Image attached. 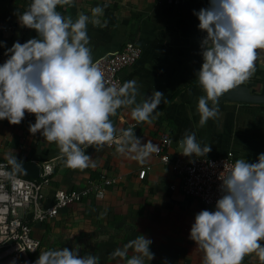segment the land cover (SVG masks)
Masks as SVG:
<instances>
[{
  "label": "crops",
  "instance_id": "0c3cea01",
  "mask_svg": "<svg viewBox=\"0 0 264 264\" xmlns=\"http://www.w3.org/2000/svg\"><path fill=\"white\" fill-rule=\"evenodd\" d=\"M208 2L70 0L58 4L57 10L75 20L79 12L91 17L93 7L104 8L98 17L103 26L87 24L93 62L122 50L128 42L141 47L139 60L121 71L122 81H137V102L143 95L150 96L153 90H158L167 103L162 101L158 105L159 113L151 123L132 118L134 105L121 106L109 117L117 129L131 127L142 143L151 140L157 145L161 133L167 131L172 140L171 154L186 160L195 156L181 154L178 141L186 131H194L202 145L210 144L211 151L204 157L222 156L232 151L239 159L255 162L258 154L264 153V105L219 102V115L204 126H198L197 99L204 92L196 80V72L203 62L200 42L206 32L198 28L199 20L193 10L207 7ZM29 3L30 0H0V41L5 42L0 46V63L7 58L5 48L11 47L14 41L23 43L36 36L35 30L20 26L17 20L16 12L22 13ZM257 50L264 54V49ZM259 64L256 63L247 80L257 79L264 83V70ZM34 122L35 117L23 118L19 124L0 120V159L6 160V154H14L18 161L51 162L54 172L47 189L49 195L54 189L83 188L99 174L122 178L109 189L104 199L69 206L55 219L36 226L34 234L41 239L45 250L52 249L44 243L47 236L55 235L58 226H69L60 230L76 237L79 249L94 241V247L101 251L98 257L108 256V264H125L124 259H112L110 253L139 234L152 241L150 251L154 257L151 261L145 258V264H201L203 252L189 239V232L195 214L206 208L179 190L180 180L170 165L162 164L154 152L145 163H139L117 153L113 144L98 150L89 146L85 150L93 158L95 167L68 168L58 158L59 149L54 142L45 141L39 131L29 132V124ZM146 166L151 169L141 180L139 171ZM75 229L78 233H73ZM260 243L264 245V241ZM132 254L129 249L128 258ZM239 264H264V260L258 250H253L244 253Z\"/></svg>",
  "mask_w": 264,
  "mask_h": 264
},
{
  "label": "clouds",
  "instance_id": "9594fccd",
  "mask_svg": "<svg viewBox=\"0 0 264 264\" xmlns=\"http://www.w3.org/2000/svg\"><path fill=\"white\" fill-rule=\"evenodd\" d=\"M69 2L30 0L22 13L16 12L19 25L35 30L36 36L5 48L7 58L0 63V120L19 124L25 112L35 114L29 132L39 131L45 141L54 142L58 158L68 168L95 167L85 150L113 144L117 153L145 163L158 145L151 140L142 143L131 127L117 129L109 117L121 106L134 105L132 118L151 123L158 105L167 103L164 94L153 90L137 102L136 80L107 84L92 60L87 35L89 22L103 26L98 17L104 8L97 5L91 17L79 12L73 20L57 10L58 4ZM193 14L198 28L206 32L200 42L203 62L196 72L204 92L196 105L202 127L219 115V98L247 80L257 62L264 64V54L256 51L264 49V0H209L207 7L194 9ZM4 43L0 41V46ZM178 145L185 156L203 157L211 151L194 131H186ZM5 159L12 173L21 169L16 155L6 154ZM12 173L0 163V175ZM218 178L220 195L214 208L196 213L189 232V239L203 252L201 264H239L243 254L253 250L264 260L260 243L264 241V153L255 162L235 160L227 176ZM151 243L139 234L110 257L124 259L125 264H145V258L154 257ZM79 247L41 250L33 264H98L95 255L79 256Z\"/></svg>",
  "mask_w": 264,
  "mask_h": 264
},
{
  "label": "built area",
  "instance_id": "2783aa9c",
  "mask_svg": "<svg viewBox=\"0 0 264 264\" xmlns=\"http://www.w3.org/2000/svg\"><path fill=\"white\" fill-rule=\"evenodd\" d=\"M141 54L139 45L128 42L122 50L100 57L94 62L103 72L107 84L119 86L123 83V68L134 65ZM33 117L35 114L25 112L24 118ZM171 146L169 132H162L158 150L154 155L162 164L171 166L180 180L179 190L183 194L212 210L220 195L219 175L227 176L235 160L239 158L229 151L222 156L186 160L172 155ZM0 163L12 173L6 160L0 159ZM37 164L40 166L37 179L21 177L17 171L10 176L0 175V264H9L12 260L16 264H33L40 251L45 250L41 239L34 234L36 226L55 219L61 210L69 206L86 200L104 199L109 189L122 180L121 176L99 174L91 178L83 188L54 189L49 195L47 189L52 180L54 166L51 162ZM150 169V166L142 168L138 177L143 180Z\"/></svg>",
  "mask_w": 264,
  "mask_h": 264
},
{
  "label": "water",
  "instance_id": "95a60500",
  "mask_svg": "<svg viewBox=\"0 0 264 264\" xmlns=\"http://www.w3.org/2000/svg\"><path fill=\"white\" fill-rule=\"evenodd\" d=\"M259 68L264 70V65L259 64ZM219 102H229L236 104L264 105V83L256 80H245L242 84L236 86L223 94ZM21 169L17 173L21 177L37 179L40 175V166L32 161H19Z\"/></svg>",
  "mask_w": 264,
  "mask_h": 264
},
{
  "label": "rangeland",
  "instance_id": "374dc122",
  "mask_svg": "<svg viewBox=\"0 0 264 264\" xmlns=\"http://www.w3.org/2000/svg\"><path fill=\"white\" fill-rule=\"evenodd\" d=\"M62 227L69 228V226H67V227L66 226H58L59 230L55 233V235L53 234V235L47 236L44 243L47 246L50 245V247H52V249H56V246H57V248L67 247V248H69V250H71L73 248V246L76 245V237L73 238V236L65 235L66 233H64L63 231L60 230ZM70 229H71V227H70ZM93 231H95V230H93ZM73 233H78L77 229H75V231ZM71 238H73V240L69 241V239H71ZM69 243H71V245ZM68 244H69V246H68ZM86 245H88L89 248H87L88 247L87 246L85 248L83 247V248L78 249V255L79 256L82 257L85 254H92V255H95L98 257V255L101 253L99 248L94 247L95 246L94 241H91L89 243L87 242ZM108 258L109 257L105 256V255L102 256V258L98 257V264H108L107 263Z\"/></svg>",
  "mask_w": 264,
  "mask_h": 264
},
{
  "label": "trees",
  "instance_id": "16d2710c",
  "mask_svg": "<svg viewBox=\"0 0 264 264\" xmlns=\"http://www.w3.org/2000/svg\"><path fill=\"white\" fill-rule=\"evenodd\" d=\"M258 52V50H256ZM264 72V71H263Z\"/></svg>",
  "mask_w": 264,
  "mask_h": 264
}]
</instances>
